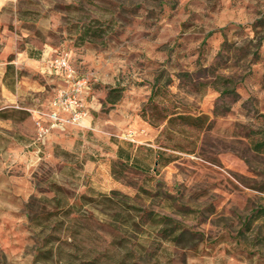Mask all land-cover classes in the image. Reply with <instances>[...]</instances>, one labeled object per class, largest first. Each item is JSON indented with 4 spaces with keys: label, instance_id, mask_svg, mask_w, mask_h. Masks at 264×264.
<instances>
[{
    "label": "rangeland",
    "instance_id": "1",
    "mask_svg": "<svg viewBox=\"0 0 264 264\" xmlns=\"http://www.w3.org/2000/svg\"><path fill=\"white\" fill-rule=\"evenodd\" d=\"M220 4L19 0L0 10V258L264 264L254 213L264 205V145L254 148L264 144V20L237 46L232 25L194 11ZM62 52L87 81L77 122L53 105L71 88L51 66Z\"/></svg>",
    "mask_w": 264,
    "mask_h": 264
},
{
    "label": "clouds",
    "instance_id": "2",
    "mask_svg": "<svg viewBox=\"0 0 264 264\" xmlns=\"http://www.w3.org/2000/svg\"><path fill=\"white\" fill-rule=\"evenodd\" d=\"M19 0H0V10L6 6H11L13 11L16 10V5ZM67 3H72V0H67ZM197 13L203 14L207 11L210 19L206 20L208 24H214L218 28H227L232 25L229 32V42L233 40L237 42V46H241L244 41L255 40L256 32L253 31V25L258 21L264 20V0H221V4L217 6L215 12L210 9L196 8ZM243 28L244 34L242 36H233L232 33L237 28ZM264 52V49L261 50ZM243 119V117H241ZM12 256L15 257L20 264H24L23 252H17L13 249ZM205 264H211L208 257H202ZM228 264H240V261L234 257H226ZM9 257L5 255L0 258L2 264H8ZM187 264H199L198 259L194 258L191 254L186 257Z\"/></svg>",
    "mask_w": 264,
    "mask_h": 264
},
{
    "label": "built area",
    "instance_id": "3",
    "mask_svg": "<svg viewBox=\"0 0 264 264\" xmlns=\"http://www.w3.org/2000/svg\"><path fill=\"white\" fill-rule=\"evenodd\" d=\"M51 66L58 71H63L71 82V88H62L58 96L55 98L53 105L63 106L64 110H69V119L77 122L85 114L84 103L81 98V93L84 88H87L86 79L78 78L75 68L73 67L68 52H62L55 59L51 60ZM54 122L62 121L64 118L58 112L54 113Z\"/></svg>",
    "mask_w": 264,
    "mask_h": 264
},
{
    "label": "trees",
    "instance_id": "4",
    "mask_svg": "<svg viewBox=\"0 0 264 264\" xmlns=\"http://www.w3.org/2000/svg\"><path fill=\"white\" fill-rule=\"evenodd\" d=\"M220 77L223 78L222 75H220ZM225 79H226V78H225ZM225 91H227V88H226V90H223V92H225ZM119 97H120V94H119V95H116L115 98L112 99V101L115 102ZM172 119H173V118H172ZM195 119H196V120H202L203 117H202V116H197ZM170 121H171V119H170ZM262 145H264V144H263V142H260V140L254 141V148H255V150L260 151V146H262ZM255 212H256V213H255ZM254 213L257 215V217H259V216H264V205H262V206L256 208V209L254 210Z\"/></svg>",
    "mask_w": 264,
    "mask_h": 264
}]
</instances>
